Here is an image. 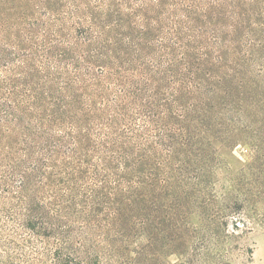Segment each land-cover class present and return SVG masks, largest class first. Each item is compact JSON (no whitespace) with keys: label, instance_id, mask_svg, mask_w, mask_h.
<instances>
[{"label":"trees","instance_id":"trees-1","mask_svg":"<svg viewBox=\"0 0 264 264\" xmlns=\"http://www.w3.org/2000/svg\"><path fill=\"white\" fill-rule=\"evenodd\" d=\"M241 144L264 159V0H0V264H158L236 212Z\"/></svg>","mask_w":264,"mask_h":264},{"label":"rangeland","instance_id":"rangeland-1","mask_svg":"<svg viewBox=\"0 0 264 264\" xmlns=\"http://www.w3.org/2000/svg\"><path fill=\"white\" fill-rule=\"evenodd\" d=\"M252 154L244 144L220 151L215 206L224 209L232 202L236 212L224 220L220 213L211 222L215 234L209 221L199 223L193 216L199 233L190 226L181 238L184 246L165 252L158 264H264V159Z\"/></svg>","mask_w":264,"mask_h":264}]
</instances>
